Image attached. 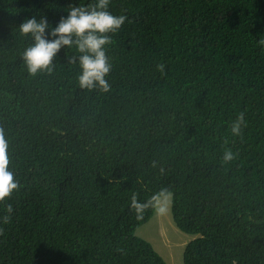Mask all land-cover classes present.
<instances>
[{"label": "trees", "instance_id": "trees-1", "mask_svg": "<svg viewBox=\"0 0 264 264\" xmlns=\"http://www.w3.org/2000/svg\"><path fill=\"white\" fill-rule=\"evenodd\" d=\"M90 3L0 0V134L17 183L0 200V264H166L135 232L167 194L196 236L183 264H264V0H109L125 19L105 33L107 91L80 87L75 45L30 73L21 22L55 27Z\"/></svg>", "mask_w": 264, "mask_h": 264}, {"label": "clouds", "instance_id": "clouds-1", "mask_svg": "<svg viewBox=\"0 0 264 264\" xmlns=\"http://www.w3.org/2000/svg\"><path fill=\"white\" fill-rule=\"evenodd\" d=\"M108 4L109 0H95V3L72 6L68 10V15L62 17L55 27H49L43 18L37 21L35 17H31L21 22L20 32L25 35L31 34L34 40L23 53L27 70L32 74L45 69L50 70L52 58L59 49L75 45L76 50L81 53L78 57L81 69L78 75L80 87L88 89L99 87L107 91L108 84L104 77L110 71L111 64L105 55L104 46L110 42L105 33L115 32L125 19L123 16H113L108 12ZM46 28L49 29L48 37L45 36ZM242 122L241 114L232 124L233 134H239ZM6 149L7 145L0 134V200L17 188L13 174L8 169ZM231 158L232 153L226 151L224 159ZM130 207L140 213L145 205L137 202L133 196ZM157 211L162 213L165 209L157 208Z\"/></svg>", "mask_w": 264, "mask_h": 264}, {"label": "rangeland", "instance_id": "rangeland-1", "mask_svg": "<svg viewBox=\"0 0 264 264\" xmlns=\"http://www.w3.org/2000/svg\"><path fill=\"white\" fill-rule=\"evenodd\" d=\"M171 195L157 198L152 217L135 232V236L148 242L166 264H183L185 245L194 237L179 231L171 218ZM157 208L165 209L158 212Z\"/></svg>", "mask_w": 264, "mask_h": 264}]
</instances>
